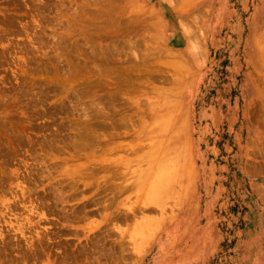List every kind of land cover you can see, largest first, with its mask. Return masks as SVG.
<instances>
[{
  "label": "rangeland",
  "instance_id": "1",
  "mask_svg": "<svg viewBox=\"0 0 264 264\" xmlns=\"http://www.w3.org/2000/svg\"><path fill=\"white\" fill-rule=\"evenodd\" d=\"M0 264H264V0H0Z\"/></svg>",
  "mask_w": 264,
  "mask_h": 264
},
{
  "label": "bare ground",
  "instance_id": "2",
  "mask_svg": "<svg viewBox=\"0 0 264 264\" xmlns=\"http://www.w3.org/2000/svg\"><path fill=\"white\" fill-rule=\"evenodd\" d=\"M190 34V33H189Z\"/></svg>",
  "mask_w": 264,
  "mask_h": 264
}]
</instances>
